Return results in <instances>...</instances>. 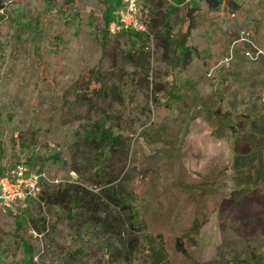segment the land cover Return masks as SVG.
Wrapping results in <instances>:
<instances>
[{
	"label": "rangeland",
	"instance_id": "1",
	"mask_svg": "<svg viewBox=\"0 0 264 264\" xmlns=\"http://www.w3.org/2000/svg\"><path fill=\"white\" fill-rule=\"evenodd\" d=\"M137 2L143 30L111 35L123 0H0L34 20L18 45L0 23L1 174L21 161L48 177L0 212V264H31L8 238L21 224L31 246L87 221L77 189L106 221L97 238L121 240L118 264H264V0ZM82 246L64 264L96 261Z\"/></svg>",
	"mask_w": 264,
	"mask_h": 264
},
{
	"label": "trees",
	"instance_id": "2",
	"mask_svg": "<svg viewBox=\"0 0 264 264\" xmlns=\"http://www.w3.org/2000/svg\"><path fill=\"white\" fill-rule=\"evenodd\" d=\"M3 9V6L0 3V10ZM111 11V10H110ZM110 11H107L105 14L107 24L111 19V15L109 14ZM8 18L12 21V27L14 29L15 33V44L21 43V38L25 33H32L33 26H34V20L30 17L24 14V12L18 13L17 15H6L5 12H0V23L3 19ZM13 33V34H14ZM178 48H182L183 43H177L176 44ZM221 136V135H220ZM117 141L116 138H114V142ZM94 149V148H93ZM88 160V157H86ZM88 167V166H87ZM86 166H84L82 169L78 167H74L73 170L79 172L83 169H87ZM1 174V170H0ZM82 190L77 189L75 191V195L71 199V203L75 204L73 207L76 209L77 214L80 211L83 210H89L91 212V216L88 217L87 221H84V219L79 218L77 225L74 229H70L65 233V236L63 238H58V224L56 222H52L49 231L45 233V236L43 237V240L41 242H32V245H27L28 241H26V237L24 236L23 229L25 224H21L19 227L16 228L15 235L8 237L15 240V242H20L23 246L26 248V253L28 255L29 263H31L33 258V250L35 251L39 250L43 247V250L45 252V257L50 259V262L53 264H64L65 259H71L75 260L79 255H82L84 252L83 246H90L92 248L96 249V261H89L86 264H118L116 258H117V244L121 243V240H115V238H112L110 234H107L105 238H97L102 230L101 224L103 222H106L104 218H99L96 216V210H97V201L95 198H91L89 201L83 202L82 201ZM66 196V191L63 193H59L58 200L60 202L63 201V197ZM109 199H111L112 203H117L116 205H119L121 202L122 197H116L115 201L113 200V196L111 194L107 195ZM124 204H121V209H125V206H122ZM130 211H133L131 208ZM82 213H80L81 215ZM56 217L59 218L57 214H55ZM131 216V215H130ZM129 216V217H130ZM57 218V219H58ZM63 218H68L67 214L63 213ZM60 219V218H59ZM36 219L34 218L33 222L37 229L38 233L43 234L46 229L45 223L37 224L35 222ZM85 223V224H84ZM101 223V224H100ZM67 235H70L72 238L70 240L72 241L71 244H67V241L65 242V245L62 246V250L59 251L58 245L60 244L59 239H62V241L66 240ZM64 239V240H63ZM82 244V245H81ZM27 245V246H26ZM29 247V248H28ZM32 248V249H31ZM32 250V251H31ZM31 252V253H30ZM99 260V263L97 262Z\"/></svg>",
	"mask_w": 264,
	"mask_h": 264
},
{
	"label": "built area",
	"instance_id": "3",
	"mask_svg": "<svg viewBox=\"0 0 264 264\" xmlns=\"http://www.w3.org/2000/svg\"><path fill=\"white\" fill-rule=\"evenodd\" d=\"M107 24V32L115 35L126 31H141L140 9L137 0H123ZM48 177L44 172L33 170L24 162H17L0 175V212L26 208L39 199ZM31 264H38V254Z\"/></svg>",
	"mask_w": 264,
	"mask_h": 264
}]
</instances>
